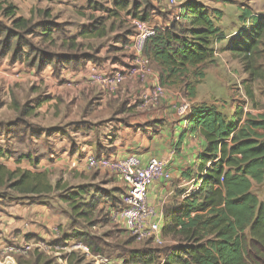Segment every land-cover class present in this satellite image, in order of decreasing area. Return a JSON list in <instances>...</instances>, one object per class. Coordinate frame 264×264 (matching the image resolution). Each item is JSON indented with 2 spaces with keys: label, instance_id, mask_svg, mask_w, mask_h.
Here are the masks:
<instances>
[{
  "label": "rangeland",
  "instance_id": "1",
  "mask_svg": "<svg viewBox=\"0 0 264 264\" xmlns=\"http://www.w3.org/2000/svg\"><path fill=\"white\" fill-rule=\"evenodd\" d=\"M5 1L15 6L16 17H22L29 22L26 29L15 28L9 17L0 14V152L4 151L11 157L9 159L0 154V165L5 170H10L8 166H14L18 158L21 159L25 155L36 158L40 152L50 146V141H47L45 136L51 131L49 129L58 130L60 128L61 130L63 127L65 137L68 134L71 136L75 129L82 130L90 126L92 128L99 126L96 129H101L107 119L85 122L84 115L78 114L81 110L83 114L85 109L95 110L97 113L101 108L107 106L111 111L113 110L109 120L123 122L126 121L124 118L128 113L125 112L124 114H127L124 115L120 112L127 111L128 106L131 109L135 108V112H137V110L150 109L152 106L158 107L157 105L160 103L164 107L173 108L174 106L177 116L182 117L184 116L180 115L178 111L179 107L185 104L190 109L192 105L214 103L227 114H230L236 106L242 107L245 112L251 115L264 111V73L262 77L250 82L253 97H248L245 93V86L249 82V75L244 72L239 59L226 50L228 44L234 42L235 38L247 39L249 28L245 26L247 22L240 18L243 11L264 19V0H195L208 6L211 14L212 10L221 12V17L214 19L215 26L227 37L215 45L214 62L204 67V77L195 85L196 92L193 98L188 96L182 86L166 87L161 85L164 89L163 95L156 102H144L141 99L142 93L153 88L152 86L141 88V81L146 80L149 69L158 72L159 75L160 69L149 60L146 64L141 59H136V62L133 60L132 55L135 51L132 47L134 50L136 49V29L133 17L126 11L131 10L132 6L130 5L134 3V0H126L130 3L128 9L117 7L116 0ZM184 1L181 0L182 3ZM149 2L152 6L150 19L158 16L159 18L157 17L156 20L159 23L162 24L166 21L167 24H170L173 20L172 13L176 12L179 5H172L168 0H149ZM181 2L178 4H182ZM92 4L95 7H92ZM37 23H41L42 26L34 27V24ZM44 25L51 28L49 38L41 34ZM92 26L103 30L104 35L98 37L97 30H92ZM84 28H87L85 33L82 32ZM29 30L32 33H27ZM7 35L10 40L4 45ZM18 40L19 45H17ZM69 40L73 41L74 47H70L69 43L65 42ZM261 50L257 63L261 72H264V49ZM62 54L81 56L83 59H87L81 68L88 66L89 63L93 67L89 74L84 75L83 81L85 82L81 86V91L95 90L93 94L95 97H89L80 91L81 96L85 95L82 98L83 101L77 100L76 102L74 99V104L78 107L74 108L76 109L74 115L71 114L66 118L58 111V107L62 105L59 98L64 93L60 83L67 78L72 80L71 72H76L80 68L66 67L61 71L54 70V61L50 60L54 56L56 58ZM39 59L44 65H37ZM123 63H127V66ZM107 66L117 68L119 71H113L116 77L115 82L105 85L103 73H112L104 69ZM142 66H146V69L141 71V75L136 71L138 75L136 77L133 68ZM137 79V84L131 83V80ZM78 96L75 95L74 98ZM67 109H69L68 112H72L70 108ZM63 112L65 111L63 110ZM79 122L82 127L78 126ZM38 136L41 138L36 140L35 138ZM25 163L21 162L17 169L25 170L23 168ZM89 171V175L91 174L94 179H92L90 187L96 186L97 189L105 186L107 181L112 180L113 177L119 176L103 170L89 169ZM4 174L0 176V205L26 196L32 201L45 202L47 206L61 209L65 205L58 203L60 194L66 189L76 188V183L78 184L79 181L73 170L56 168L49 174L47 173L48 181L54 186L51 191L28 194L12 189L10 185L14 177L10 179ZM252 190L262 200L263 186L254 185ZM172 195L166 196L162 207ZM153 207L156 209L155 206ZM100 208L102 209L92 210L88 220L80 219L79 226L89 231L90 235L93 234L100 252L105 254L108 259L112 258L111 264H119L114 258L118 259L121 256H126V260H128L132 250L143 248L146 245L160 248L163 252L161 259L163 258L165 251L169 248V240L163 239L162 243L156 244L149 239H137L128 233L123 225L121 226L111 218L106 205ZM88 224H91L92 227H89ZM67 234L69 233L64 235ZM23 237V235L17 236L16 239L7 237L1 243L0 262H3L7 256H11L15 264H18L19 258L25 262L23 260H28L29 255L35 258L34 256L39 254L41 256L40 264L46 260H51V264H96V259L82 252L81 248L73 249V246L82 244V241L78 239H61V237L59 242L57 241L58 244L53 245L51 241L47 243L38 237L29 238L28 241Z\"/></svg>",
  "mask_w": 264,
  "mask_h": 264
},
{
  "label": "trees",
  "instance_id": "2",
  "mask_svg": "<svg viewBox=\"0 0 264 264\" xmlns=\"http://www.w3.org/2000/svg\"><path fill=\"white\" fill-rule=\"evenodd\" d=\"M129 4L126 0L115 2L120 9H128ZM130 6L131 10L126 12L133 19L151 20L149 0H134ZM248 13L243 11L240 17L249 28L247 39L235 38L226 50L239 59L248 73L245 93L252 98L250 82L264 73L257 63L264 49V19ZM0 14L9 17L15 28L28 27V20L16 17L15 6L5 0H0ZM220 17L218 10L211 14L201 2L185 0L177 20L165 27H155V33L145 41L143 55L160 69V85L182 86L190 98L195 96V85L204 77V67L214 62L215 45L224 38L215 26L214 19ZM41 26L34 24L36 28ZM91 29L97 30L98 37L104 35L97 26ZM41 34L49 38L51 28L44 25ZM9 40L7 35L4 45ZM65 42L74 47L73 41ZM50 61H54V70L61 71L66 67L79 69L87 59L62 54ZM37 65L44 63L39 59ZM184 118L186 131L198 133L204 146L193 168L184 172L185 178L194 180L196 189L180 201L177 199L184 190L176 189L162 207V238L175 240L178 245L169 247L162 259L160 248L146 245L132 250L126 264H264V194L260 200L252 190L254 185L264 188V111L251 115L236 106L227 114L214 103H201L192 105ZM2 174L14 177L10 187L21 193H48L54 187L45 172L5 170L0 165ZM115 193L101 190L100 195L117 207L121 199ZM78 196L72 193L67 197L71 211L80 209L79 215L87 217L98 206L99 198L83 204ZM66 237L82 241L92 253L100 252L88 232L75 231ZM34 257L29 255L25 262L19 258L18 264H40L41 256ZM42 264H51V260Z\"/></svg>",
  "mask_w": 264,
  "mask_h": 264
},
{
  "label": "crops",
  "instance_id": "3",
  "mask_svg": "<svg viewBox=\"0 0 264 264\" xmlns=\"http://www.w3.org/2000/svg\"><path fill=\"white\" fill-rule=\"evenodd\" d=\"M206 7L210 11L208 6ZM249 14L252 15L250 12L248 15ZM157 17L154 16L148 24L153 27L168 26L166 21L162 24L159 23L156 20ZM225 37L227 36L224 34V38ZM132 49L135 51L133 52L134 55H132L133 60L136 62V59H141L142 61L145 57L143 52H138L136 49L134 50V47H132ZM123 65L127 66V63H123ZM91 67L93 66L89 63L88 66L86 65L84 68L76 70V72H71V78L74 80L67 78L64 82L60 83V87H62L61 89L64 93L61 94L62 97L59 98L60 104L62 105L58 107V111L61 112L63 117L66 118L71 114H75L76 109L74 108L78 107L74 104L75 100L76 102L77 100H80V102L83 101L82 98H84L85 95L83 94L81 96V93L79 94V92L82 90L81 86L85 82L83 81V78L85 77L84 75L89 74ZM110 67L107 66L104 67V69L109 72H113L114 70L119 71L117 68ZM143 69H146V66L133 68L136 77H138L136 71L141 75ZM147 76L146 80L141 81V83L139 82L141 88L147 86L154 87L159 84L158 72L149 69ZM137 81L138 79L131 80V83H136ZM146 91L148 92V90ZM81 92L91 97L95 93V90ZM75 95L79 96L74 98ZM136 100L139 102L138 99ZM69 103L72 104L68 105ZM162 105L160 103V105H157L158 107L152 106L150 109L137 110V112H135V108L131 109L128 106L127 111H124L123 113L120 112V114H124L125 112L128 113L129 116L127 115L126 118H124L126 119L125 122L121 120H109V116L113 110L111 111L107 106L101 108L100 112L97 113L95 110L92 111L85 109L82 114L81 110L78 114L84 115L83 119L85 122H95L100 119H107V121L99 130L96 129L99 126H94L93 128L90 126L89 128L82 130L75 129L71 136L68 134V138L63 135V127L61 130L60 128H58V130L54 128H52L53 130L49 129L51 131L45 134V136L47 141H50V146L40 152L38 157L35 158L34 156V158H31V156L25 155L21 159L18 158L15 161L16 164H14V166L8 167H10V170H15L20 167L21 162H26L25 167H23L25 170L45 172L46 174H49L50 171H53L56 168H65L69 171L73 170L74 174H77L79 180L78 184L76 183V188L66 189L60 194L58 203H60V205H65L63 208L61 207V209L47 206L45 202L41 203L32 201L26 196L1 204L0 245L5 239H7V237L16 239L19 235H23V239L26 241H28L29 238L33 239L34 237H38L40 240L46 241L47 243L48 241H51V243L55 245V243L58 244L61 237V239H65L67 238L65 236H69L75 231H85L90 234L89 231L79 226V221L80 219L88 220L91 215L82 217L79 215L80 209H76L74 213L71 211L67 197L72 193H78V198L81 199L83 204L90 203L93 198H99L98 206L96 208L100 210L102 209L100 208L101 206L106 205L111 214L116 207L112 206L105 196L100 195L101 190L115 191L119 194V199H121L126 186L119 176H115L112 180H108L105 186H101V188L97 189L96 186L90 187L92 186L91 183L94 179L91 174L89 175L90 171L85 165V158L91 154L96 157H108L111 159H122L128 156H134L140 160L142 165H146L150 158L163 160L171 175V179L166 182L152 183L148 192V201L152 206L156 207L158 212H160L162 223V205L166 196L172 195L176 189L185 191L187 189L186 186L189 184L194 185L196 189L193 179H185L184 172L189 168H193L197 154L204 146V140L198 133L186 131V119L182 116H177L174 106L171 108ZM67 108H70L72 112H68L69 109ZM63 110L65 112H63ZM97 114L100 116L98 117ZM79 123L80 125L78 126L82 127L81 122ZM39 138L41 137L38 136L35 139L37 140ZM0 154L9 159L11 158L8 154L4 153V151L0 152ZM25 158H28L31 161H27L28 159L26 160ZM118 189L121 191L120 193L117 191ZM181 198L182 196L177 200L180 201ZM85 210H87V208H85ZM119 223L122 226V223L118 222V224ZM88 226L90 227L91 224H88ZM65 233L69 234L64 235ZM71 239L74 240V238ZM166 239L170 241L169 249L178 245L175 240L170 238ZM82 244L85 247H78L77 249L81 248L82 252L96 259V264H99L100 262L102 264L112 263V258L108 259L105 254H102V252L92 253L87 245L84 243ZM114 259L117 260L119 264H126V256L119 257V260L117 258Z\"/></svg>",
  "mask_w": 264,
  "mask_h": 264
},
{
  "label": "built area",
  "instance_id": "4",
  "mask_svg": "<svg viewBox=\"0 0 264 264\" xmlns=\"http://www.w3.org/2000/svg\"><path fill=\"white\" fill-rule=\"evenodd\" d=\"M168 1L172 5H179L176 12L172 13L173 20H177L182 5L178 3L181 0ZM133 20L136 29L135 36L137 38L135 41L136 49L138 52H143L145 41L155 33V27L139 19ZM142 61L145 64L148 63L147 58ZM114 73H103V83L105 85L115 82L116 77ZM163 91L164 89L161 85H155L148 92L142 93L141 99L144 102H156L163 95ZM187 109L188 106L185 104L179 107L178 113L185 117L189 112V109ZM85 162L88 169L103 170L118 174L126 186L121 196V202L112 211L111 218L116 222H121L124 229L137 239H151L156 244L162 243L160 214L149 203L148 192L152 183L166 182L171 179L165 162L157 158H150L146 165H142L140 160L134 156H128L122 159H111L108 157H96L92 154L86 156ZM194 190V185H190L183 192L182 197ZM75 247L85 246L80 243L73 246V248ZM0 264H15V261L11 256H7Z\"/></svg>",
  "mask_w": 264,
  "mask_h": 264
}]
</instances>
